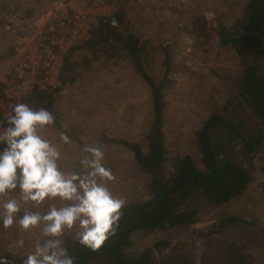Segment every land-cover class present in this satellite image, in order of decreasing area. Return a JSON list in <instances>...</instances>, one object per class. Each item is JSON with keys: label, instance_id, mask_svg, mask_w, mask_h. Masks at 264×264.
Listing matches in <instances>:
<instances>
[{"label": "rangeland", "instance_id": "obj_1", "mask_svg": "<svg viewBox=\"0 0 264 264\" xmlns=\"http://www.w3.org/2000/svg\"><path fill=\"white\" fill-rule=\"evenodd\" d=\"M51 0H0V10L14 6L28 17H34L45 10ZM246 0H124L112 6V13L121 12L123 22L119 31L129 30L140 39L154 46L155 52L149 55L148 73L169 80L164 94L167 105L164 111L163 132L165 137V174L172 171L174 159L188 154L196 166L202 168V154L197 147L195 131L213 115H218L244 137L258 132L254 117L247 112V130L235 120L229 104L232 91L229 79L241 64L235 52L219 47L216 36L217 22L233 23L242 15ZM121 9V10H119ZM99 22V21H98ZM96 22V23H98ZM95 23V24H96ZM94 24V25H95ZM94 27V26H93ZM85 44V43H84ZM83 44V45H84ZM12 40L2 31L0 25V64L9 55ZM77 47L71 52L72 61L77 63L78 77L73 83H66L62 92H55L53 114L56 124L45 126L42 135L49 139L61 152L58 165L64 171L84 172L81 160L88 154L82 149L86 144L97 145L105 138L128 140L144 143V135L149 130L150 96L146 84L134 71L131 61L116 56L117 51L110 45L95 46L97 57L91 56L89 49ZM79 48V49H78ZM169 54L170 68L165 73L164 52ZM89 56L95 61L84 62ZM235 75V74H233ZM183 100L191 102L183 104ZM239 119L242 113H239ZM242 122V121H241ZM68 136L69 142L63 143L60 133ZM211 146L217 156L222 153L227 157L235 152L237 145L225 142V132L220 128L212 130ZM225 138V139H224ZM104 165L111 169L115 179L106 181L114 196L123 198L125 205L144 201L149 197L147 184L149 177L137 172L135 162L129 150L118 143L101 147ZM228 150V151H227ZM241 159V157L239 156ZM243 160V159H242ZM248 183L243 194L223 205L215 214L201 217L193 225L179 226L166 231H154L150 234H134L135 244L129 256L154 250L156 241H164L161 252H168L170 247L181 242L195 246L194 257L197 264H202L200 257L209 240L217 234L212 226L214 218L221 211L239 213L264 223V140L259 150L253 155L247 166ZM17 187L2 200L16 198L20 200ZM183 199L187 206L196 204L192 192H187ZM21 203L24 210L47 212L49 205L61 206L59 198L45 199L39 205L34 202ZM124 205V206H125ZM221 210V211H220ZM2 211V208H0ZM212 218V219H211ZM42 225L23 230L18 223L5 229L0 225V253H14L26 257L34 251L37 241L52 237L41 235ZM78 227L66 229L61 237L78 241ZM23 247H17L18 241ZM159 256V254H158ZM97 264H103L101 261Z\"/></svg>", "mask_w": 264, "mask_h": 264}, {"label": "trees", "instance_id": "obj_2", "mask_svg": "<svg viewBox=\"0 0 264 264\" xmlns=\"http://www.w3.org/2000/svg\"><path fill=\"white\" fill-rule=\"evenodd\" d=\"M122 22L121 12L112 13L104 22L99 21L92 29L91 39L82 48L93 51L91 56L97 57L94 51L96 45H110L117 51L116 56L131 61L150 96L149 130L144 135V143L125 137L115 141L105 138L97 146L115 142L127 148L132 154L137 172L149 177V197L122 208L115 234L100 250L93 252L79 241L70 239H65L64 247L75 264H97L100 261L103 264H197L195 246L187 242L172 245L165 253L160 251L164 248V241H156L153 244L154 250L134 257L129 254L135 247V233L150 234L193 225L199 218L215 214L223 205L243 194L248 183V163L264 140V75L260 74L258 67V63L264 59V0H246L240 18L231 24L218 21L216 26L218 46L233 50L243 66L240 82L235 88L236 104L245 106L251 112L258 125V132L244 137L224 118L213 115L195 131L203 167L196 166L190 155L183 154L174 159L172 171L168 174L164 171L166 156L163 124L167 105L164 90L169 80L165 75L159 78L148 73V57L155 52L154 46L129 30L124 33L119 31ZM162 50L167 73L170 68L169 54L166 48ZM71 55L67 57L62 70L63 84L73 83L78 77L77 63L72 61ZM91 56L84 62L96 60ZM54 94L53 91L34 90L28 95L26 103L33 109L45 108L53 114ZM214 128L225 132L223 135L227 138H224L225 142L229 141L228 145L238 146L235 152L233 148L227 150L232 152L229 157L222 153L217 156L214 152L211 146ZM187 192L197 195L196 204L191 207L183 200ZM218 214V218H211L217 235L209 240L200 257L201 263L264 264V223L229 211H218ZM0 255L7 256L9 264H22L24 259L19 254Z\"/></svg>", "mask_w": 264, "mask_h": 264}, {"label": "clouds", "instance_id": "obj_3", "mask_svg": "<svg viewBox=\"0 0 264 264\" xmlns=\"http://www.w3.org/2000/svg\"><path fill=\"white\" fill-rule=\"evenodd\" d=\"M7 117L6 127L0 132V143L6 147L0 152V197L19 187L20 200L0 199V225L7 229L18 223L23 230L42 225L41 235L52 239L37 241L34 251L26 255L22 264H75L62 247L61 237L66 229L78 227V241L95 252L100 250L116 232L125 205L123 198L113 195L106 181L115 179L111 169L103 163L105 153L100 146L86 144V155L80 162L84 172L64 171L58 165L61 152L42 135L45 126L54 124V115L40 108L16 103ZM59 139L68 143L63 132ZM59 198L61 206L49 205L47 212L24 210L21 203L41 204L45 199ZM23 247V241L17 242ZM14 254V253H13ZM0 264H9V258L0 255Z\"/></svg>", "mask_w": 264, "mask_h": 264}, {"label": "built area", "instance_id": "obj_4", "mask_svg": "<svg viewBox=\"0 0 264 264\" xmlns=\"http://www.w3.org/2000/svg\"><path fill=\"white\" fill-rule=\"evenodd\" d=\"M124 0H51L28 17L14 6L0 10L2 31L12 40L0 64V132L16 103H26L34 90L62 92L61 74L74 48L91 39L93 26L106 21L112 6ZM6 147L0 143V152Z\"/></svg>", "mask_w": 264, "mask_h": 264}, {"label": "crops", "instance_id": "obj_5", "mask_svg": "<svg viewBox=\"0 0 264 264\" xmlns=\"http://www.w3.org/2000/svg\"><path fill=\"white\" fill-rule=\"evenodd\" d=\"M240 67H241L240 69L239 68L237 69L238 70L237 72H233V74H235V75L231 74L232 75V81L229 79V84L232 83V85H231L232 91L229 92L232 95L229 97H232V100L230 102H228V104H229L230 112L234 113L233 117L236 118L235 120H240L239 125L243 124L245 129L247 130V128H246L247 124L246 123L248 122V120H251L250 116H247V112H249V110L245 106H238L236 104V97L237 96H236L235 88L239 84L240 79H241L242 70H243L242 64ZM258 67H259L260 74L264 75V59L258 63ZM189 102H191V100H183V104H186ZM238 110H239V113H242V116H243L240 119L238 116ZM249 114L252 115L251 112H249Z\"/></svg>", "mask_w": 264, "mask_h": 264}]
</instances>
